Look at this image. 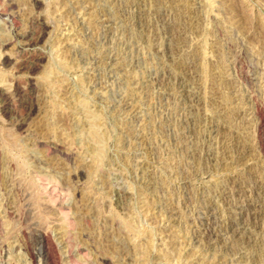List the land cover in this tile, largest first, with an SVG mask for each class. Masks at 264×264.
<instances>
[{"label":"rangeland","instance_id":"1","mask_svg":"<svg viewBox=\"0 0 264 264\" xmlns=\"http://www.w3.org/2000/svg\"><path fill=\"white\" fill-rule=\"evenodd\" d=\"M0 264H264V0H0Z\"/></svg>","mask_w":264,"mask_h":264},{"label":"bare ground","instance_id":"2","mask_svg":"<svg viewBox=\"0 0 264 264\" xmlns=\"http://www.w3.org/2000/svg\"><path fill=\"white\" fill-rule=\"evenodd\" d=\"M263 120V119H262ZM262 124V123H261ZM263 125V124H262ZM40 236V235H39ZM38 238V237H37ZM210 239V238H209ZM46 239H44L43 237H41L40 241H45ZM49 241V240H48ZM37 242V241H36ZM47 242V241H46ZM42 246V245H41ZM47 246V245H46ZM43 251V250H42ZM49 251V250H48ZM48 253V252H47ZM51 255V254H50ZM44 256V255H43ZM49 257V256H48ZM50 259V258H49ZM50 261V260H49ZM43 262V261H42ZM48 263V262H47ZM51 263V262H50Z\"/></svg>","mask_w":264,"mask_h":264}]
</instances>
